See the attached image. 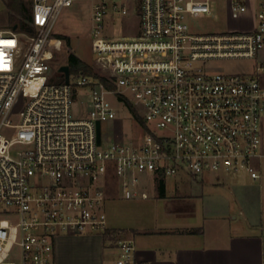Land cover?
I'll return each instance as SVG.
<instances>
[{
	"label": "built area",
	"instance_id": "built-area-1",
	"mask_svg": "<svg viewBox=\"0 0 264 264\" xmlns=\"http://www.w3.org/2000/svg\"><path fill=\"white\" fill-rule=\"evenodd\" d=\"M212 1L97 0L95 73L69 71L67 82L50 72L46 48L74 0H32L34 33L0 28V264H55L59 236L105 232L112 177L124 199L148 198L145 180L158 175L261 178L264 0H228L232 19L253 10L251 27L193 32L188 20L210 15ZM131 9L139 33L113 34ZM227 57L254 59L255 69L206 67ZM109 95L137 108L140 134L105 138L102 123L119 118ZM114 245V264H141L132 239Z\"/></svg>",
	"mask_w": 264,
	"mask_h": 264
},
{
	"label": "rangeland",
	"instance_id": "rangeland-1",
	"mask_svg": "<svg viewBox=\"0 0 264 264\" xmlns=\"http://www.w3.org/2000/svg\"><path fill=\"white\" fill-rule=\"evenodd\" d=\"M5 1L0 0V28L11 24L9 16L12 11L7 8ZM95 2L97 0H74L71 6L65 7L59 12L52 29L51 41L46 48L52 74H59L58 68L68 63L70 53L88 64L91 72L84 73H95L91 65L94 61V53L90 34ZM253 22L252 12L241 16L239 19H232L228 12V0H213L210 15L197 16L188 20L191 30L195 33L241 30L251 27ZM137 24L138 18L131 9L128 16L117 19L113 34H137L139 33ZM110 30L112 29L107 30V32L110 33ZM255 62L254 59L250 58H212L206 63V67L226 73L252 72L256 66ZM108 97L112 104L117 107L119 118L102 123L105 138L113 140L119 131L123 132L126 138L131 136L134 138L136 134H140L141 127L133 117L132 112L121 105L114 96L109 95ZM76 101L78 107L82 102L84 103L80 97ZM135 109L137 110V108ZM111 179H113V183L110 185L109 196L104 204L107 224L122 229H125L124 226L127 227V225L132 224H154L160 220V217L170 223H178L180 220L179 211L181 210L179 206L186 210H191V207L194 206L193 208L199 213L203 210L205 212H218L230 208L239 220H243L245 217L239 214V210L243 211L244 214H247L250 209L257 212L260 209L264 211V162H262L261 178L258 180H251L243 172H209L196 179L185 172L167 176V193L163 197L158 195L156 185L149 183V179H147L145 180V189L149 196L146 199L139 197L124 199L117 189L115 179L113 177ZM176 181L178 183H175ZM72 236L76 238L71 239L70 244L66 243V239L59 240L58 253L59 257L62 256L65 260L64 263H97L98 252L96 248L100 243L101 235L88 233L82 236L78 234ZM123 236L128 238L127 235L123 234ZM61 242L65 243L62 245ZM111 256L113 257V255ZM13 259L17 261V258Z\"/></svg>",
	"mask_w": 264,
	"mask_h": 264
},
{
	"label": "crops",
	"instance_id": "crops-1",
	"mask_svg": "<svg viewBox=\"0 0 264 264\" xmlns=\"http://www.w3.org/2000/svg\"><path fill=\"white\" fill-rule=\"evenodd\" d=\"M249 12L253 14L252 9ZM166 187L165 177V195ZM179 207L182 211L178 223L160 217L154 224H132L125 229L107 224L105 232L96 233L101 238L96 248L97 263L93 264H114V243L124 238L123 234L133 240L136 259L141 264H264V211L250 209L244 214L239 210L245 216L239 220L230 208L199 213L194 206L191 210ZM73 238L76 237L61 235L56 239L55 264H65L59 257V240L66 239L70 244Z\"/></svg>",
	"mask_w": 264,
	"mask_h": 264
},
{
	"label": "trees",
	"instance_id": "trees-1",
	"mask_svg": "<svg viewBox=\"0 0 264 264\" xmlns=\"http://www.w3.org/2000/svg\"><path fill=\"white\" fill-rule=\"evenodd\" d=\"M6 6L9 10L12 11V14H10V25L13 26L16 25L17 30L19 31H27L34 33V28L29 24L30 19V7H31V1L29 0H6ZM68 66L69 71L77 72H91L88 64H86L83 60H81L76 55L70 53L68 55ZM60 80L62 79V75L58 77ZM106 83V82H105ZM128 108L133 114V117L136 119L137 122L143 124V120L141 118V115L138 113V111L135 109L134 106H132L130 103L127 102ZM156 188L157 193L160 197L165 196V177L158 175L156 178ZM190 232L193 230H189Z\"/></svg>",
	"mask_w": 264,
	"mask_h": 264
},
{
	"label": "water",
	"instance_id": "water-1",
	"mask_svg": "<svg viewBox=\"0 0 264 264\" xmlns=\"http://www.w3.org/2000/svg\"><path fill=\"white\" fill-rule=\"evenodd\" d=\"M12 29H16V25H13L12 26ZM58 71L63 72L64 77H65V81L67 82L68 81V75H69V66H68V64L61 65L58 68ZM99 135H100V124H99V122H97V137H98V142L100 141V136Z\"/></svg>",
	"mask_w": 264,
	"mask_h": 264
}]
</instances>
